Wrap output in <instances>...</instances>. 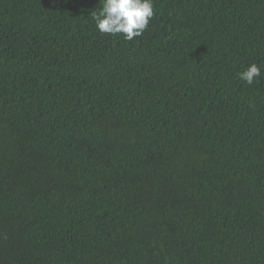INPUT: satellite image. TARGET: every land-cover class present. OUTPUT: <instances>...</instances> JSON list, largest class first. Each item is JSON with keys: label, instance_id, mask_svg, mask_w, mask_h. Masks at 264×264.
I'll return each instance as SVG.
<instances>
[{"label": "trees", "instance_id": "16d2710c", "mask_svg": "<svg viewBox=\"0 0 264 264\" xmlns=\"http://www.w3.org/2000/svg\"><path fill=\"white\" fill-rule=\"evenodd\" d=\"M100 8L0 0V264H264V0Z\"/></svg>", "mask_w": 264, "mask_h": 264}, {"label": "clouds", "instance_id": "9594fccd", "mask_svg": "<svg viewBox=\"0 0 264 264\" xmlns=\"http://www.w3.org/2000/svg\"><path fill=\"white\" fill-rule=\"evenodd\" d=\"M100 5L98 12L91 13L96 28L102 34H123L127 41L142 36L155 16L154 0H100ZM261 75V68L253 63L239 78L252 85Z\"/></svg>", "mask_w": 264, "mask_h": 264}]
</instances>
